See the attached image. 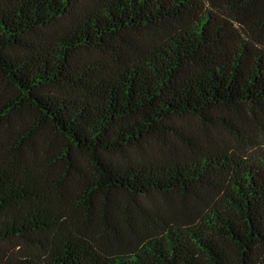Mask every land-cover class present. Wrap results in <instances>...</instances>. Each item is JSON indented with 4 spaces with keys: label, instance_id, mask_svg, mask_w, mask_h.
Listing matches in <instances>:
<instances>
[{
    "label": "trees",
    "instance_id": "1",
    "mask_svg": "<svg viewBox=\"0 0 264 264\" xmlns=\"http://www.w3.org/2000/svg\"><path fill=\"white\" fill-rule=\"evenodd\" d=\"M0 264H264V0H0Z\"/></svg>",
    "mask_w": 264,
    "mask_h": 264
}]
</instances>
